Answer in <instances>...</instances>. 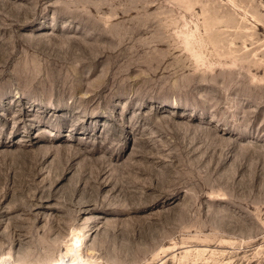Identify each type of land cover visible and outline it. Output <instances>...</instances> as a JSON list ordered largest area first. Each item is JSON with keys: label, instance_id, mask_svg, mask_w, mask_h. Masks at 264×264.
Wrapping results in <instances>:
<instances>
[{"label": "rangeland", "instance_id": "obj_1", "mask_svg": "<svg viewBox=\"0 0 264 264\" xmlns=\"http://www.w3.org/2000/svg\"><path fill=\"white\" fill-rule=\"evenodd\" d=\"M0 264H264V0H0Z\"/></svg>", "mask_w": 264, "mask_h": 264}, {"label": "bare ground", "instance_id": "obj_2", "mask_svg": "<svg viewBox=\"0 0 264 264\" xmlns=\"http://www.w3.org/2000/svg\"><path fill=\"white\" fill-rule=\"evenodd\" d=\"M80 241V240H79ZM81 252V251H80Z\"/></svg>", "mask_w": 264, "mask_h": 264}]
</instances>
